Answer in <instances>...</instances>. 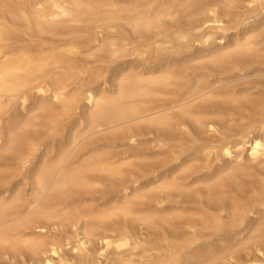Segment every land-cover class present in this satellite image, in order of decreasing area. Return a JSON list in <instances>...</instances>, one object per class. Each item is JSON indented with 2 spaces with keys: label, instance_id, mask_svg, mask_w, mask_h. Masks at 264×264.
I'll use <instances>...</instances> for the list:
<instances>
[{
  "label": "bare ground",
  "instance_id": "bare-ground-1",
  "mask_svg": "<svg viewBox=\"0 0 264 264\" xmlns=\"http://www.w3.org/2000/svg\"><path fill=\"white\" fill-rule=\"evenodd\" d=\"M54 255L264 264V0H0V264Z\"/></svg>",
  "mask_w": 264,
  "mask_h": 264
},
{
  "label": "rangeland",
  "instance_id": "rangeland-1",
  "mask_svg": "<svg viewBox=\"0 0 264 264\" xmlns=\"http://www.w3.org/2000/svg\"><path fill=\"white\" fill-rule=\"evenodd\" d=\"M143 139H144V141L139 143V145L134 146V148L141 151V150H146V148H148V147H152L153 142L148 141L150 139L149 136L144 137ZM73 244H74L73 239H70V244H65L63 246L62 251H61L62 257H64V258L72 257L73 250L70 248V245H73ZM53 261H55L56 264H68V262H59L58 257L56 255L53 256ZM3 263L4 264H12V261L11 260H8V261L3 260ZM17 263L19 264L18 259H17ZM33 264H47V263L45 261H43L42 258H38L33 262Z\"/></svg>",
  "mask_w": 264,
  "mask_h": 264
}]
</instances>
